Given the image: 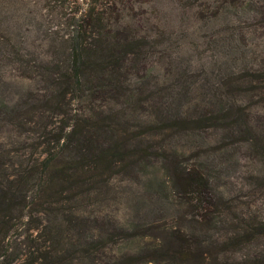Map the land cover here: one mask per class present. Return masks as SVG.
Instances as JSON below:
<instances>
[{
    "label": "trees",
    "instance_id": "1",
    "mask_svg": "<svg viewBox=\"0 0 264 264\" xmlns=\"http://www.w3.org/2000/svg\"><path fill=\"white\" fill-rule=\"evenodd\" d=\"M35 1L38 8L28 13L27 20L16 18L12 30L0 23V89L7 71L16 76L33 74L41 87L19 97L21 104L14 109L4 110L0 99V130L8 126L17 133L20 126L41 113L38 109H47L54 122L52 126L36 122L38 134L28 152L23 147L11 150L0 144V264H14L19 259V264H120L99 259L100 251L114 240L116 232L103 236L90 232L70 204L106 182L105 170L115 171L120 162L124 167L146 165L153 158H160L162 174L167 177L158 180V191L166 190L169 184L178 196L191 197L203 212L199 224L205 228L185 233L157 227L162 233L159 239L140 254L148 251L161 264H264V218L238 213L231 216L232 204L222 200L214 183L216 176L204 164L186 166L175 152L156 142L197 129L199 122H222L227 130L235 131L228 144L247 143L250 154L264 160V129L246 123L245 106L234 98L241 93L252 105H264V61L256 67H242L237 74L227 72L224 83L231 96L223 100L226 107L215 108L212 101L213 110L194 117H167L164 112L161 119L148 118L142 130L128 134L115 122L116 111L106 109L105 104L97 111L94 102L99 98L103 103L115 102L123 93L126 63L130 65L133 58L155 44L147 40L149 34L141 33L144 25L157 27L164 22L156 10L147 13L139 8L151 0ZM218 1L167 0L181 11L216 6ZM230 5L242 7L243 3L232 0ZM144 13L148 15H141ZM36 40L47 49L35 50ZM213 99L220 103L224 98L213 95ZM74 100L86 103L77 110L70 106ZM35 101L40 105L37 110ZM154 134L159 140H154ZM98 136H105V141L99 142ZM25 208L35 212V226L28 229L35 227L37 232H26L21 248L8 250L5 226L13 214L21 215ZM218 227L226 230L221 238L205 233ZM258 242L262 245L259 249ZM237 248L252 251L236 260L232 253ZM137 256L128 254L122 264H131Z\"/></svg>",
    "mask_w": 264,
    "mask_h": 264
},
{
    "label": "rangeland",
    "instance_id": "2",
    "mask_svg": "<svg viewBox=\"0 0 264 264\" xmlns=\"http://www.w3.org/2000/svg\"><path fill=\"white\" fill-rule=\"evenodd\" d=\"M231 1L219 0L217 4L215 2L216 6L202 7L197 11H181L167 0L141 3L140 9L147 13L154 9L158 17L164 20L157 27H141V33L149 34L147 40L155 44L135 60L131 58L133 61L130 65L126 63L128 73L126 71L125 77H122L124 83L121 88L125 97L122 93L115 102L104 100V103L99 98L94 102L95 110L101 111L105 104L106 109L116 111L115 122L132 134V131L142 130L148 118L161 119L164 112L167 117L176 118L182 114L194 117L197 114L207 115L214 107H226L223 100L231 96L224 83L227 72L237 74L242 67H256L264 61V0H240L242 7L231 6ZM37 8L38 2L35 0H0V23L10 31L15 26L16 18L27 20L28 13ZM33 43L35 50L39 47L47 49L44 43L40 44L37 40ZM40 87L33 74L16 76L14 72L7 71L0 89L1 102L6 106L4 110L14 109L15 105L17 108L19 97H24L27 92L33 93ZM213 95L217 99H224L220 103L215 102ZM234 98L245 106L246 123L249 122L252 128L264 129V105H252L249 97L241 93ZM212 101L214 107L210 105ZM78 102L74 100L70 106L79 110L80 104L86 103ZM39 106L35 101L36 110ZM38 110L41 113L36 111L38 115L20 126L17 133L8 126L3 127L0 130V144L11 150L16 149L15 146L23 147L28 152V146L38 134L36 122L46 121L51 126L54 122L53 114L47 109ZM198 124L197 129L176 131L165 141L156 142L161 143L168 152H175V157L186 166L204 164L216 176L214 183L222 200L226 201L225 204H232L231 216L238 213L264 218V160L256 154L251 155L247 143L228 144L235 131L227 130L222 122ZM159 138V135H155L154 140ZM97 139L99 142L105 141V136H98ZM161 164L160 158L150 159L146 165L124 167L120 162L115 171L103 172L107 177L106 182L93 187L89 194L70 204L79 211L90 232H100L101 236L116 232L114 240L99 253L103 263L113 261L122 264L128 254H135L138 256L131 264H161L148 251L140 254L162 234L155 228H174L185 233L204 230L205 227L199 224L203 212L191 197L186 200L178 196L177 190L169 184L166 190L158 191V180H167L166 175L162 174ZM20 213L13 214L11 223L5 226L8 250L21 248L26 232H37L35 227L28 229L35 226V212L32 210L29 213L25 208ZM94 221L99 224L100 230L94 229ZM124 231L134 235L125 234ZM207 232L210 237L221 238L226 230L218 227ZM261 247V242H258L256 248ZM251 251L249 248H237L232 258L240 260ZM19 260L14 264H19Z\"/></svg>",
    "mask_w": 264,
    "mask_h": 264
}]
</instances>
